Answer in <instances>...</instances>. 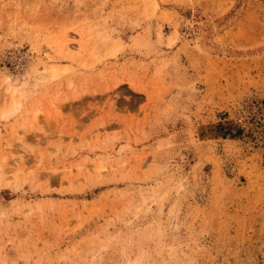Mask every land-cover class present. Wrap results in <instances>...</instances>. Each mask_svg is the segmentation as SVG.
Instances as JSON below:
<instances>
[{
	"label": "rangeland",
	"instance_id": "obj_1",
	"mask_svg": "<svg viewBox=\"0 0 264 264\" xmlns=\"http://www.w3.org/2000/svg\"><path fill=\"white\" fill-rule=\"evenodd\" d=\"M0 264H264V0H0Z\"/></svg>",
	"mask_w": 264,
	"mask_h": 264
},
{
	"label": "bare ground",
	"instance_id": "obj_2",
	"mask_svg": "<svg viewBox=\"0 0 264 264\" xmlns=\"http://www.w3.org/2000/svg\"><path fill=\"white\" fill-rule=\"evenodd\" d=\"M222 19H223V18H222ZM222 19H221V20H222ZM200 42H201V43H199V44H200L201 48L206 49L207 51H216V50H219V46L210 43V42L208 41V39H203V40L200 41ZM262 44H263V43H262ZM64 45H65V44H64ZM66 49H67L68 51L71 49V46L69 45L68 42L66 43ZM67 50H66V51H67ZM216 52H218V51H216ZM205 53H206V52H205ZM208 53H210V52H208ZM230 53L236 55V52H235V51H234V52H230ZM15 96H16V93L13 94V95L11 96V98H10L12 101H14V105H13L12 109H11L10 111L6 112V115H4V116H7V115L11 114L12 112H15V111L17 110V108L20 107V106H19L20 103H18V102L15 101ZM4 116H3V117H4ZM35 117H37V115H36Z\"/></svg>",
	"mask_w": 264,
	"mask_h": 264
}]
</instances>
